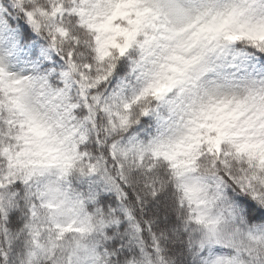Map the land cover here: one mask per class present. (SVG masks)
Segmentation results:
<instances>
[{
    "label": "snow or ice",
    "instance_id": "snow-or-ice-1",
    "mask_svg": "<svg viewBox=\"0 0 264 264\" xmlns=\"http://www.w3.org/2000/svg\"><path fill=\"white\" fill-rule=\"evenodd\" d=\"M0 264H264V0H0Z\"/></svg>",
    "mask_w": 264,
    "mask_h": 264
}]
</instances>
